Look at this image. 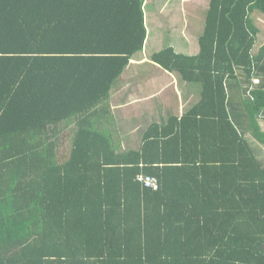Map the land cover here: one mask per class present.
I'll return each mask as SVG.
<instances>
[{"label": "trees", "instance_id": "obj_1", "mask_svg": "<svg viewBox=\"0 0 264 264\" xmlns=\"http://www.w3.org/2000/svg\"><path fill=\"white\" fill-rule=\"evenodd\" d=\"M255 12L211 0L199 54L150 57L189 104L143 110L124 150L108 99L145 49L144 0H0V264H264Z\"/></svg>", "mask_w": 264, "mask_h": 264}, {"label": "crops", "instance_id": "obj_2", "mask_svg": "<svg viewBox=\"0 0 264 264\" xmlns=\"http://www.w3.org/2000/svg\"><path fill=\"white\" fill-rule=\"evenodd\" d=\"M210 3L211 0H144L148 32L145 49L142 56H135L130 60L131 63L122 74L121 87L115 89L108 99L106 123L109 124H106V127H114L113 131L111 129L116 133L113 137L122 140V149L125 150L127 147L125 141L134 142L140 139L137 135L141 131L139 117H142L144 111L155 112L154 109L157 110V107H165L173 94L176 95L175 102H179L181 110H176L179 115H182V107L185 105L181 101L185 100L186 104H189L185 99V91L188 87L182 83L180 77L164 71L159 65L150 61V57L168 46L173 47L177 53L193 55L194 48L197 50L199 47L197 44L194 45L193 38L197 40L199 38V30L202 26L198 24L204 21ZM254 15L258 19L261 16L256 12L252 17ZM164 37L167 43L162 44ZM263 42L264 38L260 46ZM130 72L135 78L129 76ZM142 73L147 76L146 79L142 77ZM135 79L136 81L138 79V84H135ZM145 86L149 88L147 93ZM138 88L142 100H149L151 103L146 101L143 102L144 105L140 103L136 106V96L140 95L134 91ZM70 128L75 127L71 125Z\"/></svg>", "mask_w": 264, "mask_h": 264}, {"label": "rangeland", "instance_id": "obj_3", "mask_svg": "<svg viewBox=\"0 0 264 264\" xmlns=\"http://www.w3.org/2000/svg\"><path fill=\"white\" fill-rule=\"evenodd\" d=\"M259 15H261V16H259ZM262 15L263 14H261L260 12H258L259 19L256 18V16H254L255 23L258 24V27L260 28L261 33H260V35H258V37H260V38L258 40V44H256L255 49L253 51H258L256 49L259 48L260 44L262 43V38H264V16H262ZM199 25L202 26L203 29H204V27H205V24L204 23L202 25L199 23ZM202 32H203V30H201V33L200 34H202ZM193 42H194V45L197 44L199 46L197 50H195V48H194V52L195 53L193 55H197V54H199V50H200L199 40H197V38L196 39L193 38ZM165 43H167L166 37L162 38V44H165ZM263 44H264V42H263ZM129 76L130 77H134V75L131 72H130ZM143 78L146 79L147 76L146 75H143ZM135 81H136V79H135ZM138 83H139V81L137 79V81L135 82V84H138ZM144 84H146V82ZM145 88H146L145 92L147 93L149 91V88L147 89V86H145ZM110 129H112V131H113L114 130V127H111ZM263 157H264V155H263Z\"/></svg>", "mask_w": 264, "mask_h": 264}, {"label": "built area", "instance_id": "obj_4", "mask_svg": "<svg viewBox=\"0 0 264 264\" xmlns=\"http://www.w3.org/2000/svg\"><path fill=\"white\" fill-rule=\"evenodd\" d=\"M255 84H258V83L255 82ZM138 180L148 188H151L154 190H157L159 188L158 182L150 176L140 175L138 176Z\"/></svg>", "mask_w": 264, "mask_h": 264}]
</instances>
